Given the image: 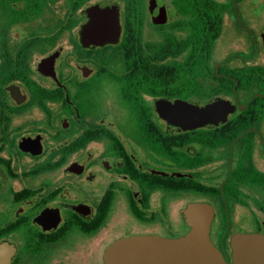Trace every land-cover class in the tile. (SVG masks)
Masks as SVG:
<instances>
[{
    "label": "flooded vegetation",
    "instance_id": "1",
    "mask_svg": "<svg viewBox=\"0 0 264 264\" xmlns=\"http://www.w3.org/2000/svg\"><path fill=\"white\" fill-rule=\"evenodd\" d=\"M214 1L223 26L242 9L256 53L245 58L237 43L213 63L212 50L210 65L186 67L184 85L160 88L148 47L180 19L172 3L156 25L154 0H0V264H106L118 240L184 236L183 213L197 204L212 208L210 239L226 263L233 237L264 236V89L240 81L264 69L248 12L263 14L264 0ZM93 8L115 12L114 42L83 41ZM158 101L234 111L215 127L172 130Z\"/></svg>",
    "mask_w": 264,
    "mask_h": 264
},
{
    "label": "water",
    "instance_id": "2",
    "mask_svg": "<svg viewBox=\"0 0 264 264\" xmlns=\"http://www.w3.org/2000/svg\"><path fill=\"white\" fill-rule=\"evenodd\" d=\"M153 22L162 25L167 21L164 6L150 8ZM94 22L85 26L83 41L92 46L114 42L119 28L115 12L110 9L90 10ZM92 35L93 37H88ZM158 116L172 130L211 128L226 120L234 106L215 101L195 106L182 101L173 104L158 101ZM184 221L190 227L182 237L165 239L158 236L121 239L107 249L106 264H264V236L238 234L232 239V261L226 263L210 239L212 208L208 204L191 205L184 211Z\"/></svg>",
    "mask_w": 264,
    "mask_h": 264
},
{
    "label": "trees",
    "instance_id": "3",
    "mask_svg": "<svg viewBox=\"0 0 264 264\" xmlns=\"http://www.w3.org/2000/svg\"><path fill=\"white\" fill-rule=\"evenodd\" d=\"M171 3L180 15V19L170 23V31L162 32L160 42L148 47L154 49V61H157L159 65L158 67L154 64V85L159 84L160 88L162 83L170 79L176 85L178 81L183 84L184 76L189 71L187 66L210 65L214 44L220 37L223 27V8L219 7L214 0H171ZM174 27L185 29L186 36L183 39H177L171 33ZM161 28L164 29L165 26ZM183 53L185 54L181 60L167 62L169 57L177 58ZM163 60L166 61L162 62ZM142 64H149V62L143 59ZM240 81H249L263 90L264 69L248 71L240 78ZM218 84L231 91V82L219 81Z\"/></svg>",
    "mask_w": 264,
    "mask_h": 264
},
{
    "label": "rangeland",
    "instance_id": "4",
    "mask_svg": "<svg viewBox=\"0 0 264 264\" xmlns=\"http://www.w3.org/2000/svg\"><path fill=\"white\" fill-rule=\"evenodd\" d=\"M258 4H260V2L262 0H255ZM154 3H158L159 5H163L167 8H171V0H154ZM230 10V9H229ZM238 16L236 13V17L234 15H232V18L229 21V24H224L223 26V30H222V34L219 38V40L214 44V59H213V63H217L219 62L221 59L224 58L225 55H227L228 53L230 54L231 50H234L235 48H237V43L239 44V47L242 45H245V51L242 53V55L247 58L253 54L256 53L257 50V46L255 43V40L257 38V29L253 28L252 26H250L248 24V17H246L245 15H243L242 9H238ZM261 8L257 7V8H251L248 10L249 14H253V15H258L255 17V21H254V26L256 28H258V30H260L261 32H263L262 34H264V13L260 14ZM244 12H247L246 9H244ZM175 19V14L173 12H169L168 14V22H172V20ZM226 20V18H225ZM233 30L230 29H226V27H230ZM226 26V27H225ZM166 30L163 31H155L154 30V41L157 40L158 37V33H162ZM229 31V33H228ZM151 32V30H150ZM237 41V42H236ZM258 45H260V41H258ZM236 64H240V62H235ZM257 64L259 65H264V51L261 52L259 54V57L256 61ZM173 223V222H172ZM172 223H169L170 225H172ZM178 220H174L173 224H177L178 225ZM172 230V229H171ZM178 228L176 230H174L175 232H178ZM167 230L163 231V234L167 235Z\"/></svg>",
    "mask_w": 264,
    "mask_h": 264
}]
</instances>
